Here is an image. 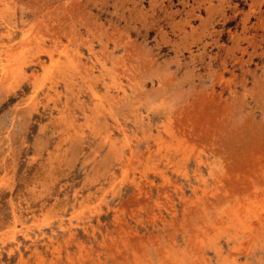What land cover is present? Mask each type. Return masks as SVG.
Segmentation results:
<instances>
[{
  "label": "rangeland",
  "instance_id": "rangeland-1",
  "mask_svg": "<svg viewBox=\"0 0 264 264\" xmlns=\"http://www.w3.org/2000/svg\"><path fill=\"white\" fill-rule=\"evenodd\" d=\"M0 264H264V0H0Z\"/></svg>",
  "mask_w": 264,
  "mask_h": 264
},
{
  "label": "bare ground",
  "instance_id": "bare-ground-1",
  "mask_svg": "<svg viewBox=\"0 0 264 264\" xmlns=\"http://www.w3.org/2000/svg\"><path fill=\"white\" fill-rule=\"evenodd\" d=\"M11 62H12V61H11ZM8 66H10V65L8 64ZM8 68H9V67H8ZM3 69H4V68H3ZM6 70H7V69H6ZM6 70H5V71H6ZM147 151H148V150H147ZM148 152H149V151H148ZM247 209H248V208H247ZM247 209H246V210H247ZM250 209H251V208H250ZM236 216H237V215H236ZM237 218H238V217H237ZM14 222H15V221H14ZM241 227H242V225H241ZM24 237H25V236H24ZM27 238H29V237H27ZM197 239H198V238H197ZM239 239H240V238H239ZM25 240H26V238H25ZM199 246H201V245H199ZM33 251H34V250H33ZM18 258H19V257H18ZM21 259H22V258H21ZM19 261H20V260H19ZM21 261H22V260H21ZM19 263H20V262H19Z\"/></svg>",
  "mask_w": 264,
  "mask_h": 264
}]
</instances>
